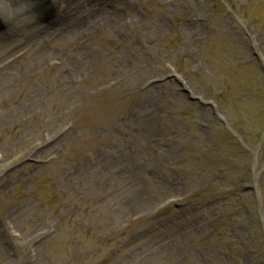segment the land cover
Segmentation results:
<instances>
[{"label": "rangeland", "instance_id": "rangeland-1", "mask_svg": "<svg viewBox=\"0 0 264 264\" xmlns=\"http://www.w3.org/2000/svg\"><path fill=\"white\" fill-rule=\"evenodd\" d=\"M70 1L0 23V264H264V0Z\"/></svg>", "mask_w": 264, "mask_h": 264}, {"label": "bare ground", "instance_id": "bare-ground-1", "mask_svg": "<svg viewBox=\"0 0 264 264\" xmlns=\"http://www.w3.org/2000/svg\"><path fill=\"white\" fill-rule=\"evenodd\" d=\"M73 6H74L73 2H71L70 0H33L32 7L29 9V11L27 13L32 14L34 11H38L40 14H48L47 18H49V19L46 23V26H49V27L55 26L56 27L62 23L68 24L69 21L75 20V15H72L73 14L72 13L73 12ZM53 7H55L56 9H58V8L61 9L60 13L55 14V12H54V14H53L52 10H51ZM79 24H80V22L78 24L73 25V27L68 28L62 34L65 36L67 34L71 35L74 31L81 29L80 28L81 26L78 27ZM30 26L34 31H28V32H30L32 34V36L37 37V38H35L36 40L39 39L38 34L41 31L40 28H38V26L35 25L34 23H31ZM21 31H22V26L18 28L17 32L19 33ZM2 35L3 34H1V36ZM9 37H10V35L6 36V34H5L4 38L9 39ZM2 42H3V40H2ZM2 42L0 41V44ZM4 43L8 44L5 41V39H4Z\"/></svg>", "mask_w": 264, "mask_h": 264}, {"label": "clouds", "instance_id": "clouds-1", "mask_svg": "<svg viewBox=\"0 0 264 264\" xmlns=\"http://www.w3.org/2000/svg\"><path fill=\"white\" fill-rule=\"evenodd\" d=\"M33 0H0V23L13 24L22 14L29 11Z\"/></svg>", "mask_w": 264, "mask_h": 264}]
</instances>
